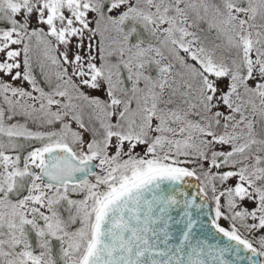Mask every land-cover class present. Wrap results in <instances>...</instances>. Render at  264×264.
<instances>
[{
	"label": "snow or ice",
	"instance_id": "snow-or-ice-1",
	"mask_svg": "<svg viewBox=\"0 0 264 264\" xmlns=\"http://www.w3.org/2000/svg\"><path fill=\"white\" fill-rule=\"evenodd\" d=\"M0 264H264V0H0Z\"/></svg>",
	"mask_w": 264,
	"mask_h": 264
}]
</instances>
